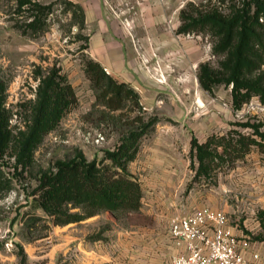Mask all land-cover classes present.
Wrapping results in <instances>:
<instances>
[{
  "label": "rangeland",
  "instance_id": "374dc122",
  "mask_svg": "<svg viewBox=\"0 0 264 264\" xmlns=\"http://www.w3.org/2000/svg\"><path fill=\"white\" fill-rule=\"evenodd\" d=\"M66 1L0 0V75L7 85L3 107L10 131L8 145L0 148V264H106L98 261V255L105 252L111 254L113 264H135L142 252L139 242L168 235L163 232H169L172 218L162 219V211L193 212L202 205L224 208L229 220L248 230L252 240L264 241V219L259 216L264 211V152L260 146L253 144L245 157L232 162L217 161L210 175L196 176L193 136L204 142L211 136L231 140L244 134L264 144L254 133L257 128L264 133V103L259 96L236 109L232 85L221 83L212 91L201 86L200 64L209 62L217 68L223 57L213 52L211 31L178 32L181 10L192 11L190 3L207 0H172L179 7L180 23L175 31L193 38L201 49L192 57L182 52L189 60L174 68L152 52L154 59L147 56L146 70L159 84L170 87L156 90L150 100L139 94L143 108L129 102L117 110L99 100L98 90L86 75L88 35L78 8ZM33 4L53 5L46 28L44 24L33 31L28 26L34 19ZM232 5L240 6L241 0H227L223 11ZM49 80L53 83L48 95L54 101L59 97L51 91L59 86L70 84L74 92V101L59 117L53 116L51 106L45 114ZM138 116H143L144 123L151 121L146 130L136 120ZM132 131L142 132L136 141L129 138ZM133 141L136 156L128 168L144 187L150 181L140 212L118 221L111 213H103L55 225L35 207L33 192L39 177L56 160L71 157L76 150L88 159H102L106 150ZM161 174L166 177L164 186L155 181ZM146 226L151 231L143 236Z\"/></svg>",
  "mask_w": 264,
  "mask_h": 264
},
{
  "label": "trees",
  "instance_id": "16d2710c",
  "mask_svg": "<svg viewBox=\"0 0 264 264\" xmlns=\"http://www.w3.org/2000/svg\"><path fill=\"white\" fill-rule=\"evenodd\" d=\"M66 2L69 6L78 8L80 22L84 25L83 7L70 0ZM226 2L227 0H207L198 5L190 3L192 11L186 8L181 10L182 24L178 32L189 33L204 28L211 31L215 37L213 52L223 57L217 68L209 62L200 64L198 76L201 86L212 91L221 83L232 85L233 105L240 109L254 96H259L264 103V0H241L240 6L232 5L231 10L224 12L222 7ZM33 5L34 19L28 26L33 31L44 27V24L46 28L53 5ZM85 38L88 40V37ZM85 72L98 90L97 97L109 109H122L129 102L143 108L139 93L128 83L114 78L99 61L86 57ZM52 83V80L47 82L45 114L51 106L53 116L57 114L59 117L65 107L74 101V92L70 84L59 86L57 90L51 91L52 95L59 97V100L54 101L48 95V88ZM6 86L0 75L1 149L8 145L10 132L9 116L3 107ZM136 120L143 124L145 130L151 122L144 123L143 116H138ZM244 125L254 127L249 123ZM254 133L264 139V133L259 132L258 128ZM141 134L142 132L132 131L129 138L136 141ZM253 144L260 146L264 152L262 142L245 137L244 134L231 140L224 136H211L204 142L193 136L191 152L194 151L198 159L196 176L210 175L211 169L218 165L219 160L232 162L245 157ZM134 145V141L124 142L118 149L106 150L102 159H88L83 151L76 150L71 157L56 160L39 177V184L33 192L35 207L41 208L55 225L77 223L103 213H111L118 221L140 212L144 197L143 185L128 168L130 161L136 156ZM27 147L26 143L20 153L22 157L26 155ZM219 147H222V151ZM259 216L264 219V211L259 212Z\"/></svg>",
  "mask_w": 264,
  "mask_h": 264
},
{
  "label": "crops",
  "instance_id": "0c3cea01",
  "mask_svg": "<svg viewBox=\"0 0 264 264\" xmlns=\"http://www.w3.org/2000/svg\"><path fill=\"white\" fill-rule=\"evenodd\" d=\"M70 1L81 4L84 9V31L89 37L88 55L99 61L114 78L133 87L143 100L144 98L152 99L158 89L170 87V85L159 84L152 78L144 66L146 64L144 57L151 56L150 60H153V53H158L160 60L170 62L169 64L174 68L176 64L183 65L188 62L189 58L181 56L182 52L189 53L192 57L193 53L201 49L199 44L194 43L193 38L175 31L180 23L179 7L172 0ZM184 66L187 67V65ZM166 70L167 68L163 71ZM155 181L157 185H166V177L163 174ZM149 183L147 179L146 187L150 185ZM142 185L145 192L147 188L144 187L143 182ZM163 213L162 211L160 214L162 219L169 220L175 216L190 214L192 211ZM227 218L230 229L239 238V250L248 258L258 253L260 257L257 264H264V241L252 240L247 234L248 230L239 224H234L229 220L228 215ZM245 225L248 227L247 224ZM149 231H151L149 226L143 227V236L148 235ZM166 232L163 233L168 235H160L156 240L144 239L139 242L142 252L134 263L172 264L173 257L183 247L177 245L172 238L170 227L169 232ZM93 257L96 256L93 255ZM98 257H100L98 261L113 264L110 253L105 252Z\"/></svg>",
  "mask_w": 264,
  "mask_h": 264
},
{
  "label": "built area",
  "instance_id": "2783aa9c",
  "mask_svg": "<svg viewBox=\"0 0 264 264\" xmlns=\"http://www.w3.org/2000/svg\"><path fill=\"white\" fill-rule=\"evenodd\" d=\"M170 234L183 247L172 264H257L260 257L255 253L248 258L239 250V238L230 229L222 209L202 207L175 216L170 222Z\"/></svg>",
  "mask_w": 264,
  "mask_h": 264
},
{
  "label": "bare ground",
  "instance_id": "6f19581e",
  "mask_svg": "<svg viewBox=\"0 0 264 264\" xmlns=\"http://www.w3.org/2000/svg\"><path fill=\"white\" fill-rule=\"evenodd\" d=\"M142 47V46H141Z\"/></svg>",
  "mask_w": 264,
  "mask_h": 264
}]
</instances>
